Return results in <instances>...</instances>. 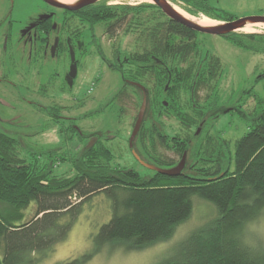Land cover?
I'll return each mask as SVG.
<instances>
[{
	"label": "trees",
	"instance_id": "1",
	"mask_svg": "<svg viewBox=\"0 0 264 264\" xmlns=\"http://www.w3.org/2000/svg\"><path fill=\"white\" fill-rule=\"evenodd\" d=\"M171 1L185 3V10L194 16L205 14L216 21L235 20V16L209 0ZM73 14L76 25L88 22L92 31L101 24L110 40L116 39L122 29V38L115 41L112 57L106 61L110 68L120 71L123 78L145 85L149 81H142L144 77H161L157 83L162 86L158 89L160 94H154V98L162 97L168 83L165 78L169 76L180 77L174 82L188 85L184 93L191 92L193 97L196 82L201 80L203 86L210 87L209 83L212 86L223 75L224 62L204 47L199 37L203 33L173 21L154 4L102 1ZM74 25L72 23L71 27ZM227 41L245 51L264 53V34L235 32ZM262 78L264 74L258 80ZM206 95L204 100H210L209 89ZM117 99L122 106L130 103L124 89L116 95ZM134 104L139 108L141 98H136ZM260 106L248 132L236 140L225 169L220 161L222 153L214 151L216 137L207 136L195 152L188 144L178 143L175 148L172 146L177 144L174 138L165 143L168 136L160 137L163 133L160 119L165 115L146 116L135 141L144 156L136 152L142 159L150 157L151 164L162 168L174 167L186 152L184 172L176 177L152 170L149 176H142L135 169L117 167L113 151L97 136L90 138L81 153L70 156L74 173L55 175L49 165L38 167L22 158L19 141L0 131V202L9 204L14 215H20L22 209H29L35 203L33 216L22 222H16L0 210V264H39L47 251L66 238L72 217L82 203L98 194H104L111 201L112 215L94 236L92 251L57 264H85L114 243L143 249L168 239L175 228L192 215L195 196L211 202L216 215L198 227L182 243L174 259L165 264H264V254L248 245L242 236L245 225L264 212V100L260 101ZM173 108L172 103L168 110ZM188 116L175 114L182 125L192 127L196 138L199 135L196 117ZM197 116L205 125L206 115L201 112ZM135 120L136 117L132 128ZM181 140L190 143L193 136ZM157 144L172 150L175 156H156ZM224 146L228 148V142ZM49 154L51 158L58 156L54 152ZM189 154H192V162ZM63 158L68 157L63 154L59 162ZM74 199L80 202L75 203ZM69 214L72 215L69 221L64 220Z\"/></svg>",
	"mask_w": 264,
	"mask_h": 264
},
{
	"label": "rangeland",
	"instance_id": "2",
	"mask_svg": "<svg viewBox=\"0 0 264 264\" xmlns=\"http://www.w3.org/2000/svg\"><path fill=\"white\" fill-rule=\"evenodd\" d=\"M29 1L0 0V19L9 12L13 13L15 8L11 19L17 18L22 21V18L33 10L32 7H28ZM106 1L109 4L131 5L150 3L147 0L135 3ZM209 1L235 16V19L264 16V0ZM12 2L15 4L12 5ZM173 4L189 15L185 10V3ZM57 13L59 15L62 11L59 10ZM194 17L218 23L205 14ZM78 24L79 27L74 25L72 28V23L68 22L63 31L64 36L73 39L75 59L79 63L78 75L73 86L67 76L73 63L72 54L67 53L66 49H61L58 55H53L49 45L42 44L40 51L33 55L36 59L29 63L30 49L25 42H18L15 36L5 51L4 30L3 28L0 30V65L3 62L4 70L10 73L9 81H0V131L19 141V153L22 158L34 162L38 167L49 165L55 175L74 173L70 156L81 153V148L90 138L97 136L101 137L105 145L113 151L114 164L117 167L135 169L142 176H149L151 174L149 169L135 158L130 148L132 123L139 108H134L132 104L122 106L120 99L115 100L123 88L121 74L118 70L110 68L100 57L98 46L92 42V29L89 28V24L87 22ZM70 28L73 30L72 33ZM75 29L80 32L74 33ZM5 31L7 32V29ZM102 32L103 27L98 26L96 34ZM236 33L264 34V25H249ZM122 34L121 29L116 39L108 41L107 36L103 39L102 47L108 58L111 57L115 41H120ZM199 37L204 41V47L221 57L224 62L223 75L218 82L212 84L211 99L199 102L202 106L198 107L197 114L195 108L190 105V98L187 96L183 98L184 105L190 108L186 115H189L190 119L196 117L197 129L201 131L195 138L190 129L192 127L182 125L173 113L163 116L160 123L169 142L170 136L173 135L193 136L191 148L193 147L194 152L205 143L207 136L216 137L214 151L222 153L220 161L225 169L234 153L236 140L248 132L256 112L261 108L260 101L264 100V78L258 80V77L264 74V53L242 50L223 37L208 34ZM79 42L84 43L82 49L76 45ZM181 66L185 67V64ZM204 95L205 93L202 97ZM137 96L142 101V95ZM201 112L206 115L205 125L197 116ZM150 123L151 121L147 127ZM224 141L228 142V148L224 146ZM148 147L151 151V145ZM134 149L144 156L139 143L135 142ZM156 149L158 157L175 156L174 152L166 147L158 145ZM51 152L58 154L57 158H51L49 154ZM63 154L68 158H63L59 162L58 158L60 159ZM145 155L148 157L146 153ZM191 156L192 154H189V160L192 162ZM143 159L153 163L150 157H148L150 161L146 157ZM74 202L80 201L74 199ZM193 203L192 215L175 228L170 238L143 249H133L125 243L110 244L85 264H165L166 261L173 260L179 253L182 243L198 227L204 226L216 215V208L211 202L195 196ZM9 207H11L9 204L0 202L2 214L12 216L16 222L27 220L35 212V203H32L29 209H22L20 215H14ZM111 208V201L104 194L95 195L84 201L74 217L70 214L64 217V220L69 221L71 217L73 220L66 238L47 251L39 264H57L91 252L94 236L111 218ZM242 236L248 245L257 248L258 253L264 254V212L245 225Z\"/></svg>",
	"mask_w": 264,
	"mask_h": 264
},
{
	"label": "flooded vegetation",
	"instance_id": "3",
	"mask_svg": "<svg viewBox=\"0 0 264 264\" xmlns=\"http://www.w3.org/2000/svg\"><path fill=\"white\" fill-rule=\"evenodd\" d=\"M30 1L28 4V7L29 8L32 7L33 10L31 12L27 13L26 16L22 18V21H21V19H17V18L11 19L12 14H14L15 8L13 10V13L9 12V13L5 14V16L2 17V19H0V30L2 28L4 30L5 46H6L5 51L8 49L9 43L12 41V39L15 36L18 39V42H20V41L25 42L27 48L30 49V55L28 57L29 63H31L32 61H34L36 59L35 57H33V55L37 54L40 51L42 44H44L45 46L49 45V47L51 48L50 52H52L53 55H58L60 53L61 49H66L67 53L72 54L73 63H72V66H71L70 71L68 72L67 76H68V80L71 81V83H72L71 86H73L74 79L78 75L79 63L75 59L74 41L72 38L69 39V37H66L63 35V31H64L63 27H65V23H68V22L74 23L76 25L77 20H75V17H73L74 12H72V11L68 12V10L56 8L54 6H51L50 4L45 2L44 0H30ZM10 3H11V1H10ZM14 4L15 3L12 2V5H14ZM59 10H61L62 13H60L58 15L57 12ZM82 23L84 24V22H82ZM77 26L79 27V24H77ZM98 26L103 27L101 24H97L95 26L94 30L92 31V42L96 43L95 45L98 46V52L100 54V57L105 61V63L108 64L109 62L106 61V59L108 57L106 56V53L103 50L102 42L106 36L109 39L108 41H111V40L108 37L109 34L105 33L104 28H103V32L101 34H99V35L96 34V31L98 30ZM4 28L7 29V32L5 31ZM80 29H84V28L80 27ZM70 31L72 33V31H73L72 28H70ZM79 32L80 31L78 29H75L74 33H79ZM228 36H218V37H223L227 41ZM76 45H77V47H80L82 49L84 46V43L79 42ZM112 50L113 49H111V55H110L111 57H112ZM17 53H18V51H17ZM12 57L14 58V56H12ZM108 66H109V64H108ZM4 67L5 66L2 62V64L0 65V81L1 82H7L10 80V73L5 71ZM114 69H116V68H114ZM120 74H121V72H120ZM16 76H17V73H16ZM160 78L161 77H157V76H146L142 79V81H149V84L145 85L142 82L135 81L134 79L122 77V82H123L122 90L124 89L126 96L128 97V99L130 98V104L129 105L132 104L134 108L138 109L136 104H134V101L136 100V98H139V96H137L138 94L142 95V101H141V104L139 106V111H140V107H141L142 102H143V98L145 96L144 94L146 92L147 109H146L145 117L149 116V115H151L153 117L161 116L163 114L168 115L170 113L186 114L187 110H189L190 108L184 105L185 104L184 99H183L184 96H187L188 98L190 97L191 100L193 98L190 105H192L195 108L196 114H197L198 107L202 106V103H199V102L205 101L204 99L207 97L206 94H207L208 89L211 91V88H212L211 83H209L210 87H208L206 85L203 86L201 84V80H200L199 82H196L195 85L193 86V88L195 90V95L192 97L190 91H189L190 94H188V95H186L184 93L185 90H187L185 88H188V85H181V82L179 84L174 82L176 80H180L181 79L180 77L171 78L169 76V77L165 78V80L168 83H167V85H165V88L163 90V94H161L162 97L154 98L153 97L154 94H160L158 89L162 86L157 84L158 81L161 80ZM138 84L143 86L146 91H144L141 87H139ZM137 89L140 90V93L138 92ZM197 89H198V91H197ZM181 91H183L182 97H181ZM203 93H205L204 97H202ZM201 98H203V99L201 100ZM198 99H199V101L196 102V100H198ZM174 100H176V102H174ZM172 103L175 104V109L173 108V109L168 110L169 106ZM139 111L137 112V114L135 116L136 119H137V116L139 114ZM135 122H136V120H135ZM134 125H135V123H134ZM162 135L166 136L167 134L161 133L160 137ZM171 138H174L176 143H177V144H172V146L175 148H178V146H179L178 143L179 144L180 143L188 144L189 146H191V144L193 142L192 141L189 143V142H186L184 140L182 141L181 140L183 138L182 136L178 137V136L173 135L170 137V139ZM167 142H168V139L165 140V143H167ZM169 146H171V145H169ZM183 172H184V170H183Z\"/></svg>",
	"mask_w": 264,
	"mask_h": 264
},
{
	"label": "water",
	"instance_id": "4",
	"mask_svg": "<svg viewBox=\"0 0 264 264\" xmlns=\"http://www.w3.org/2000/svg\"><path fill=\"white\" fill-rule=\"evenodd\" d=\"M51 6L56 8L65 9L72 12L80 11L86 7L93 6L99 2L106 0H74L72 2H63L61 0H44ZM151 4L158 6L169 18L173 21L181 23L182 25L203 34L213 35V36H228L239 30H242L249 25H264V16H247L243 18H237L233 21H218V23H208L203 24L200 19L183 14L177 9V7L172 3L171 0H148ZM144 91L145 88L138 84ZM143 102L140 107L139 114L137 116L135 125L133 127L132 134L130 136V148L135 156V158L147 169L156 171L163 175L170 177H176L182 174L186 161L187 153L185 152L180 162L172 168H162L157 165L146 162L134 149L135 141L140 133V130L145 121V113L147 109V95L144 94ZM201 129H198V134Z\"/></svg>",
	"mask_w": 264,
	"mask_h": 264
},
{
	"label": "bare ground",
	"instance_id": "5",
	"mask_svg": "<svg viewBox=\"0 0 264 264\" xmlns=\"http://www.w3.org/2000/svg\"><path fill=\"white\" fill-rule=\"evenodd\" d=\"M61 1H63V2H67V3H69V2H72V1H74V0H61ZM114 1H116V2H119V1H128V2H143V1H146V0H114ZM148 1V0H147ZM178 9V8H177ZM179 11H181L183 14H186V13H184L182 10H180V9H178ZM201 22L203 23V24H208V23H210L208 20H201ZM56 226V225H55ZM56 228V227H55Z\"/></svg>",
	"mask_w": 264,
	"mask_h": 264
}]
</instances>
